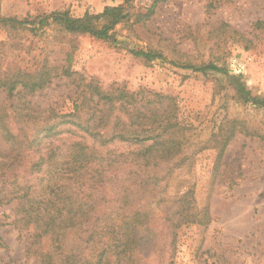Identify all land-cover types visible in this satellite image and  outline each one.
Returning <instances> with one entry per match:
<instances>
[{
	"label": "rangeland",
	"instance_id": "374dc122",
	"mask_svg": "<svg viewBox=\"0 0 264 264\" xmlns=\"http://www.w3.org/2000/svg\"><path fill=\"white\" fill-rule=\"evenodd\" d=\"M120 4L134 16L116 26V42L52 26L12 29L0 24L3 68L29 73L54 69L46 87L22 91L14 101L0 87V128L3 118L15 132L47 123L62 130L43 139V150L51 143L66 149L72 141L94 144L104 152L136 149L141 144L90 135L79 125L87 114L75 116L78 109L83 113L89 106L103 107L96 86L103 92L120 88L135 94L143 112L156 110L175 124L173 136L181 142L173 156L181 165L165 192L137 205L148 212L154 232L150 264H264V109L239 101L230 78L241 76L254 94L264 96V0H0V15L33 21L69 11L80 17ZM140 50L161 56L147 59L135 54ZM208 64L225 72L188 67ZM20 108L31 109L33 117L18 119L15 111ZM231 133L234 137L222 147ZM0 153H10L1 133ZM166 166L157 168L158 174ZM188 190L194 192L198 218L207 212L210 222L179 227L170 253L164 229L169 218L162 220L166 211L160 199ZM15 206L0 204V264H34L27 255L28 230L11 223L17 217ZM75 238L69 237V245Z\"/></svg>",
	"mask_w": 264,
	"mask_h": 264
},
{
	"label": "trees",
	"instance_id": "16d2710c",
	"mask_svg": "<svg viewBox=\"0 0 264 264\" xmlns=\"http://www.w3.org/2000/svg\"><path fill=\"white\" fill-rule=\"evenodd\" d=\"M133 16L127 5L120 4L108 5L96 14L86 12L80 17L72 16L69 11L52 12L33 21L0 15V24L12 29L29 24L35 29L52 26L65 33L116 42L114 29ZM135 54L147 59L161 56L142 50ZM188 67L194 71L225 72L215 64ZM52 70L44 67L37 73H29L21 68H3L0 62V87L14 101L22 91L34 93L46 87L52 79ZM230 78L235 81L239 101L264 109V96L254 94L241 76ZM94 93L100 101L104 100L103 107L89 106L83 113L78 109L75 116L81 118L87 114L79 125L94 137L99 135L107 140L119 137L140 146L104 152L94 144L72 141L66 149L51 143L43 150V139L63 131H55L47 123L41 129L22 127L15 132L1 118L0 133L10 153H0V204L16 203L17 217L11 223L20 230H28L27 255L34 264H150V252L155 248L154 232L148 225V212L137 210V205L160 198L181 165L173 161V156L181 150V142L173 136L176 126L156 110L143 112L136 105L135 94L124 89L103 92L96 86ZM86 103L84 99L82 104ZM32 112L29 108L15 111L18 119H30ZM95 123L98 127H93ZM234 135L231 133L222 147ZM149 141L148 145L144 143ZM163 164L167 165L165 171L158 174L156 170ZM165 180L162 187L160 183ZM160 203L166 211L162 220L166 223L169 218L164 229L168 231L166 245L170 253L175 248L179 227L210 222L207 212L198 218L191 190L168 192ZM126 212H129L127 216ZM119 217H123L121 221ZM70 236H76L74 245L68 243ZM172 258L173 255L169 257L170 263ZM164 262L161 260V264Z\"/></svg>",
	"mask_w": 264,
	"mask_h": 264
}]
</instances>
